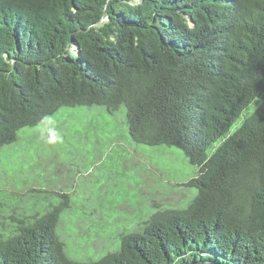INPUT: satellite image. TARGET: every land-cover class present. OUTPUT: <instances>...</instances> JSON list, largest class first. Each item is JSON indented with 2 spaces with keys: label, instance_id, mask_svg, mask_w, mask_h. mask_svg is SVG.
I'll list each match as a JSON object with an SVG mask.
<instances>
[{
  "label": "trees",
  "instance_id": "1",
  "mask_svg": "<svg viewBox=\"0 0 264 264\" xmlns=\"http://www.w3.org/2000/svg\"><path fill=\"white\" fill-rule=\"evenodd\" d=\"M65 106L124 108L199 170L194 196L88 259L59 230L74 194L0 208V264H264V0H0V152Z\"/></svg>",
  "mask_w": 264,
  "mask_h": 264
},
{
  "label": "rangeland",
  "instance_id": "2",
  "mask_svg": "<svg viewBox=\"0 0 264 264\" xmlns=\"http://www.w3.org/2000/svg\"><path fill=\"white\" fill-rule=\"evenodd\" d=\"M262 100L246 108L231 132ZM198 173L177 148L134 142L124 108L65 106L1 150L0 193L7 194L0 208L41 212L64 200L57 193L74 194L59 230L68 251L88 259L115 248L152 215L185 207L195 193L187 183Z\"/></svg>",
  "mask_w": 264,
  "mask_h": 264
},
{
  "label": "water",
  "instance_id": "3",
  "mask_svg": "<svg viewBox=\"0 0 264 264\" xmlns=\"http://www.w3.org/2000/svg\"><path fill=\"white\" fill-rule=\"evenodd\" d=\"M185 264H220L218 262H207V261H192Z\"/></svg>",
  "mask_w": 264,
  "mask_h": 264
}]
</instances>
